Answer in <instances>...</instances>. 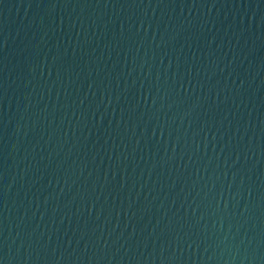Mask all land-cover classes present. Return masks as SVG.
<instances>
[{"label": "water", "instance_id": "obj_1", "mask_svg": "<svg viewBox=\"0 0 264 264\" xmlns=\"http://www.w3.org/2000/svg\"><path fill=\"white\" fill-rule=\"evenodd\" d=\"M0 264H264V0H0Z\"/></svg>", "mask_w": 264, "mask_h": 264}]
</instances>
